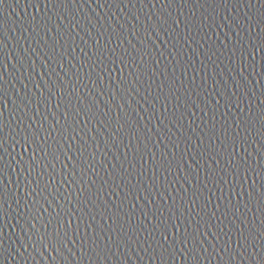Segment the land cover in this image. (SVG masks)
<instances>
[{
	"label": "water",
	"instance_id": "95a60500",
	"mask_svg": "<svg viewBox=\"0 0 264 264\" xmlns=\"http://www.w3.org/2000/svg\"><path fill=\"white\" fill-rule=\"evenodd\" d=\"M0 264H264V0H0Z\"/></svg>",
	"mask_w": 264,
	"mask_h": 264
}]
</instances>
